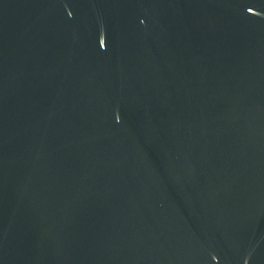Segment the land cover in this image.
<instances>
[{"label":"water","instance_id":"1","mask_svg":"<svg viewBox=\"0 0 264 264\" xmlns=\"http://www.w3.org/2000/svg\"><path fill=\"white\" fill-rule=\"evenodd\" d=\"M0 264H264V0H0Z\"/></svg>","mask_w":264,"mask_h":264}]
</instances>
